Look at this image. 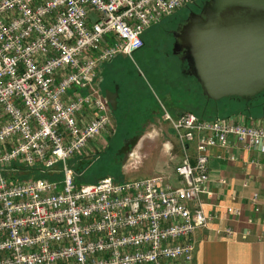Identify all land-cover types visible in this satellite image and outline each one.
I'll list each match as a JSON object with an SVG mask.
<instances>
[{"label": "built area", "instance_id": "2783aa9c", "mask_svg": "<svg viewBox=\"0 0 264 264\" xmlns=\"http://www.w3.org/2000/svg\"><path fill=\"white\" fill-rule=\"evenodd\" d=\"M201 1L0 0V264H194L193 235L211 220L207 151L234 145L259 160L263 124L165 113L183 156L177 186L159 175L79 185L70 162L95 157L113 127L100 66ZM34 169L62 178L23 177ZM252 203L259 212L258 194Z\"/></svg>", "mask_w": 264, "mask_h": 264}, {"label": "rangeland", "instance_id": "374dc122", "mask_svg": "<svg viewBox=\"0 0 264 264\" xmlns=\"http://www.w3.org/2000/svg\"><path fill=\"white\" fill-rule=\"evenodd\" d=\"M187 15L185 8L164 19L145 32L142 49L130 56L119 55L100 67L98 87L103 95L115 90L119 107L113 113V127L106 148H98L92 143L97 150L95 157L70 162L75 177L84 184L97 183L104 177H112L118 182L144 179L156 169L165 170L167 165L175 170L182 155L175 132L164 121L165 113L173 115V111L184 109L195 112L207 109L206 112L212 114L207 106L209 103L196 91L195 79L185 74L186 64L174 54L175 34ZM227 103V99L220 101L219 104H225L227 109L219 107L217 116H226L230 112ZM261 114L257 110L251 113L255 119ZM143 128V136L153 134L156 137L134 138ZM169 141L173 142V149L164 152L163 144ZM130 151H137L138 158L128 161ZM176 154L178 157L174 156ZM81 162L85 167L77 172L76 165ZM25 176V179H34Z\"/></svg>", "mask_w": 264, "mask_h": 264}, {"label": "crops", "instance_id": "0c3cea01", "mask_svg": "<svg viewBox=\"0 0 264 264\" xmlns=\"http://www.w3.org/2000/svg\"><path fill=\"white\" fill-rule=\"evenodd\" d=\"M96 85L99 86L97 80ZM185 111V109L173 111L174 116H171L177 118ZM238 114L246 116L247 123L249 118H253V124L264 125V115L255 119L251 114ZM144 129L138 131L139 136L134 138L156 137L153 134L143 136ZM110 134L111 130H108L99 139L101 148H106ZM172 143L169 141L163 144L164 152L173 149ZM189 151L192 155L196 154V143L190 145ZM207 153L209 181L207 193L202 194L201 198L204 211L211 220L206 228L196 230L193 235L194 264H264V156L255 161V153L234 145L228 148H210ZM127 154L128 161L138 158L137 151H130ZM177 155L174 156L178 157ZM157 172H160L158 175L163 176L166 182L175 186L179 184V177L170 165H167L165 170L156 169L150 177L157 176ZM255 194L259 195V212L254 210L252 203ZM230 208L240 209V214L230 213L228 210ZM226 229H232L234 235H226L224 231Z\"/></svg>", "mask_w": 264, "mask_h": 264}, {"label": "water", "instance_id": "95a60500", "mask_svg": "<svg viewBox=\"0 0 264 264\" xmlns=\"http://www.w3.org/2000/svg\"><path fill=\"white\" fill-rule=\"evenodd\" d=\"M180 31L189 72L207 101L249 103L264 93V0H205ZM105 98L115 110L116 97Z\"/></svg>", "mask_w": 264, "mask_h": 264}, {"label": "trees", "instance_id": "16d2710c", "mask_svg": "<svg viewBox=\"0 0 264 264\" xmlns=\"http://www.w3.org/2000/svg\"><path fill=\"white\" fill-rule=\"evenodd\" d=\"M203 1H205V0H202L201 3ZM196 87L198 89L196 91L199 92L201 97H204L198 84H197ZM257 99H258V102L254 101V102H250V103H246L245 101H242L240 99H227V102H228L227 104H228V107L230 109V112L226 116H222V117H229L231 115L238 114V113L251 114L252 112H255L256 110L259 111V112H262L261 115L263 116L264 115V93L261 94ZM206 102L209 103L207 106H210L212 114H208V112H206V111H208L207 109H204V110L199 111V112H195V111H192V110H186L184 113H186V112L194 113L195 115H197L201 119H208L209 120V119H215L217 117H221V116H217V114H216L217 109L219 107L227 109V106H225V104L224 105H220L219 104L220 102L207 101V99H206ZM81 165H82V162L79 163L78 165H76L77 166L76 167L77 168L76 169L77 172H81V170L84 169L85 166L82 167ZM26 175L32 176L35 179L41 177V178H47V179L52 180V181L60 180L62 178L61 174L53 173V172L43 173L39 169H34L33 171L27 173ZM23 177L25 178L26 176H23ZM76 182L79 185L84 184L80 180V178H78V177L76 178Z\"/></svg>", "mask_w": 264, "mask_h": 264}, {"label": "flooded vegetation", "instance_id": "af4514ba", "mask_svg": "<svg viewBox=\"0 0 264 264\" xmlns=\"http://www.w3.org/2000/svg\"><path fill=\"white\" fill-rule=\"evenodd\" d=\"M201 7H202V3H197V4H194V5H192V6H190V7H188L187 8V12H188V15L190 14V12H195V13H200V10H201ZM188 15H187V17H188ZM186 17V18H187ZM186 18H185V20H183L184 22H182V24H180L179 25V27H180V29H179V27H178V31L176 32L177 34H176V36H175V46H177V49H179V50H177V52H175L174 54L183 62V63H185L186 64V69L184 70L185 72V74H187L188 76H191V74H190V72H189V66H188V62H187V60L185 59V54H186V50L182 47L183 46V44H182V39H183V35L180 33L181 31L180 30H182V26L184 25V23H185V21H186ZM108 92H110V97H111V99H113L114 100V98L116 97V101H117V106H118V94H117V92L115 91V90H110V91H108ZM104 97H106V95H104ZM254 101H257L258 102V99L257 98H255L253 101H251V102H254ZM250 103V102H249ZM111 110H112V118H113V113L115 112V110H113L112 109V107H111Z\"/></svg>", "mask_w": 264, "mask_h": 264}]
</instances>
